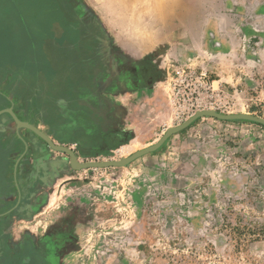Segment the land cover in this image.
Returning <instances> with one entry per match:
<instances>
[{
	"label": "crops",
	"instance_id": "0c3cea01",
	"mask_svg": "<svg viewBox=\"0 0 264 264\" xmlns=\"http://www.w3.org/2000/svg\"><path fill=\"white\" fill-rule=\"evenodd\" d=\"M180 4L182 12L166 25L159 18L150 22L156 34L142 40L140 51L132 47L122 51L109 41L107 50L93 53L94 65L88 68L84 19L67 20L59 15L48 21L51 37L54 32L56 36L48 39V114L54 115L59 108L54 105L66 102L78 111L62 118L48 117V122L61 121L64 129H75L78 144L94 149L136 137L139 128L151 122V113L171 108L169 68L171 72L177 68L206 71L215 85L234 95L239 106L242 99L247 104L264 98V0H180ZM170 7L165 9L164 3L151 9ZM58 46L71 54V62L66 60L63 65V57L60 63L52 61L50 51ZM102 54L110 65L95 62ZM118 72L123 75L120 85ZM91 74V84L85 83V75ZM55 75L59 78L53 79ZM150 101L156 105L147 112ZM18 117L26 121L21 114ZM3 120L0 116V125ZM229 122L197 120L188 130L192 132L188 139L181 137L171 169L176 178L204 174L209 189L206 216L226 220L237 219L244 207L239 192L244 185L264 176L254 135L231 131ZM1 138L0 210H12L13 222L0 230V264H98L80 257L90 233L104 235L98 249H116L117 226L104 225L114 219H102L111 199L83 193L69 158L38 137L30 138L34 147L28 152L35 157L25 164L29 163L36 178L27 192V185L21 187L18 180L24 164L10 161ZM146 156L144 160L153 165L165 158L162 151ZM219 203L223 205L220 211L215 206Z\"/></svg>",
	"mask_w": 264,
	"mask_h": 264
},
{
	"label": "rangeland",
	"instance_id": "374dc122",
	"mask_svg": "<svg viewBox=\"0 0 264 264\" xmlns=\"http://www.w3.org/2000/svg\"><path fill=\"white\" fill-rule=\"evenodd\" d=\"M164 3L165 9L169 5L170 9H151ZM180 5V0H0V116L4 119L0 136L6 142L5 153L10 161L17 166L24 164L18 180L21 187L27 185L25 191H30L36 178L28 169L29 163H25L28 159L34 161L35 155H30L28 149L33 150L30 138L37 136L24 128L17 129L6 112L8 109L20 121L41 126L39 130L52 135L50 140L55 145L73 150L79 163L127 158L154 145L164 131L180 124L173 119L172 109L166 107L163 112L151 113V122L139 128L136 137L94 149L78 144L75 129H64L61 121L48 122V117L62 118L65 113L76 115L78 112L76 105L68 106L66 102L54 105L59 107L58 112L48 114V39L56 37L55 32L51 37L48 21H55L59 15L67 20L84 19L85 67L88 68L94 65L93 53L107 50L109 41L122 51L126 47L141 49L142 40L156 34L150 22L159 18V22L166 25L182 12ZM54 48L53 53L50 51L52 61L60 63L61 57L65 60L63 65L67 64L66 60L72 61L64 47ZM95 62L110 65L103 54ZM169 76H172L171 68ZM55 78H59L58 75L53 76ZM122 78L120 72L116 73L118 85ZM92 79V74L85 75V83L91 84ZM244 101H240V106L236 104L228 115L246 114L264 119V98L247 104ZM85 105L91 103L86 100ZM146 105L149 112L156 102ZM19 114L26 121L21 120ZM229 123L231 131L254 135L261 152L259 166L264 169V126L250 121ZM189 129L177 133L180 137L171 136L157 151L150 153L162 151L164 162L153 165L144 160L145 155L124 167L75 171L83 193L111 199V207L104 209L102 219L110 216L114 220L104 225L117 226L115 250L98 249L104 235L90 233L86 235L89 244L84 246L80 257L98 264H264V176L260 179L256 176L239 191L243 193L244 207L237 213V219L206 216L205 197L209 189L204 174L176 178L171 170L181 137L188 139L192 133ZM215 206L218 211L223 208L220 203ZM11 213L12 210H0V230L12 224ZM20 225L25 227L23 223ZM6 234L10 238L11 232ZM2 236L0 231V238Z\"/></svg>",
	"mask_w": 264,
	"mask_h": 264
},
{
	"label": "built area",
	"instance_id": "2783aa9c",
	"mask_svg": "<svg viewBox=\"0 0 264 264\" xmlns=\"http://www.w3.org/2000/svg\"><path fill=\"white\" fill-rule=\"evenodd\" d=\"M235 101L234 95L228 89L215 85L204 70L177 68L172 71L170 105L177 123L182 124L201 111L228 114L235 109Z\"/></svg>",
	"mask_w": 264,
	"mask_h": 264
},
{
	"label": "water",
	"instance_id": "95a60500",
	"mask_svg": "<svg viewBox=\"0 0 264 264\" xmlns=\"http://www.w3.org/2000/svg\"><path fill=\"white\" fill-rule=\"evenodd\" d=\"M6 112L10 115L12 120L15 122L17 129L24 128L30 131L35 136H37L39 139L44 141L54 151L62 152L68 155L70 168L73 171H81V170H86V169H107V168H114V167H124L142 156H145L147 154L157 151L167 141L168 138L186 129L197 119L210 118V119H215L218 121H250V122H254V123L264 126V119L254 116V115H246V114L228 115V114H220L214 111H201V112H196L193 116H191L189 119H187L182 124L168 128L164 132L162 137L154 145L147 147L145 149H142L140 151H137L127 158L121 159L119 161L79 163L76 160L75 154L73 153L72 150L66 147H63V146L55 145L45 133H43L38 128H36L35 126L27 122L20 121L10 109L6 110Z\"/></svg>",
	"mask_w": 264,
	"mask_h": 264
},
{
	"label": "trees",
	"instance_id": "16d2710c",
	"mask_svg": "<svg viewBox=\"0 0 264 264\" xmlns=\"http://www.w3.org/2000/svg\"><path fill=\"white\" fill-rule=\"evenodd\" d=\"M197 120H200V119H197ZM196 120V121H197ZM196 121H194L189 127H187L186 129H184L183 131H185V130H187V129H189ZM183 131H181V132H183Z\"/></svg>",
	"mask_w": 264,
	"mask_h": 264
},
{
	"label": "flooded vegetation",
	"instance_id": "af4514ba",
	"mask_svg": "<svg viewBox=\"0 0 264 264\" xmlns=\"http://www.w3.org/2000/svg\"><path fill=\"white\" fill-rule=\"evenodd\" d=\"M56 11H57V9H56ZM71 150V149H70ZM73 151V150H72ZM74 153V152H73ZM68 156V155H67ZM68 158H69V156H68Z\"/></svg>",
	"mask_w": 264,
	"mask_h": 264
}]
</instances>
